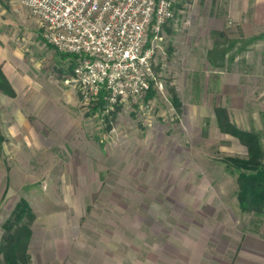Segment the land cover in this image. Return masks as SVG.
<instances>
[{
    "label": "rangeland",
    "instance_id": "obj_1",
    "mask_svg": "<svg viewBox=\"0 0 264 264\" xmlns=\"http://www.w3.org/2000/svg\"><path fill=\"white\" fill-rule=\"evenodd\" d=\"M240 8L181 0L154 42V93L102 109L71 81L73 60L41 20L0 0V56L20 80L17 95L0 91V237L24 198L36 214L32 264H230L242 245L264 251V215L239 209L225 162L246 147L214 113L224 108L264 148V65L245 81L240 63L264 27ZM216 43L222 59L210 55Z\"/></svg>",
    "mask_w": 264,
    "mask_h": 264
},
{
    "label": "built area",
    "instance_id": "obj_2",
    "mask_svg": "<svg viewBox=\"0 0 264 264\" xmlns=\"http://www.w3.org/2000/svg\"><path fill=\"white\" fill-rule=\"evenodd\" d=\"M44 25L52 48L73 60L81 94L109 105L141 99L156 84L154 42L181 0H18ZM67 81V80H66Z\"/></svg>",
    "mask_w": 264,
    "mask_h": 264
},
{
    "label": "trees",
    "instance_id": "obj_3",
    "mask_svg": "<svg viewBox=\"0 0 264 264\" xmlns=\"http://www.w3.org/2000/svg\"><path fill=\"white\" fill-rule=\"evenodd\" d=\"M262 36H264V32L248 40L252 42ZM217 45L220 46L219 43H216L214 50L210 51V55H218L222 59L227 52V48L218 49ZM154 90L155 87L152 82L146 93L147 97L151 96ZM0 91L8 96H15V91L1 66ZM170 94L173 103L178 107L179 102L171 88ZM105 104L104 93L101 92L95 101V108L103 109ZM214 113L219 129L233 135L246 147V157L225 158L226 165L230 168V173L236 174V199L239 209L242 212L264 215V148H262L260 143L259 134L253 130L241 129L232 123L226 110L222 107H215ZM3 139V135L0 132V143ZM35 220L36 214L29 203L24 198L20 199L9 217L1 224L0 264H32L28 250L34 235Z\"/></svg>",
    "mask_w": 264,
    "mask_h": 264
},
{
    "label": "crops",
    "instance_id": "obj_4",
    "mask_svg": "<svg viewBox=\"0 0 264 264\" xmlns=\"http://www.w3.org/2000/svg\"><path fill=\"white\" fill-rule=\"evenodd\" d=\"M235 1V0H230ZM238 1V0H237ZM241 3L240 12L237 16H240L242 21H247L246 25H255V26H262L264 27V0H239ZM248 7H251L252 9V16L248 19L246 17V14L248 13L249 9H246ZM233 9V8H232ZM235 10V9H234ZM231 8L229 7L228 14L234 16L237 12H232ZM234 14V15H233ZM248 15V14H247ZM248 20H246V19ZM252 19V21H250ZM245 25V26H246ZM251 27V26H250ZM251 31V30H250ZM256 31V30H255ZM253 32V30H252ZM255 41V40H254ZM243 46V45H242ZM244 51L241 50V52H244L241 58V64L246 66V70H244L245 74L243 75L242 80L249 81L253 75H259L257 72H260V66L264 65V39H256L255 42L251 43L250 45H245L242 47ZM55 51V50H54ZM253 51H256V55L253 56ZM57 52V51H56ZM251 52V53H250ZM59 53V52H58ZM62 54V53H60ZM238 58H236L237 60ZM0 64L2 67V70L5 72L6 77L10 81L16 95L18 94V88H19V79L13 77L12 74H7L5 71L6 65L3 63V58L0 56ZM255 70L257 72L255 73ZM230 72L227 73V75L232 74ZM236 75V73H235ZM19 80V81H18ZM18 81V83H17ZM27 82V80H25ZM249 245H242L240 247V250L236 251V256H234L235 263L231 262L230 264H249L250 262L252 264H264V251H260L257 248L251 247V249L248 248ZM253 248V249H252Z\"/></svg>",
    "mask_w": 264,
    "mask_h": 264
}]
</instances>
